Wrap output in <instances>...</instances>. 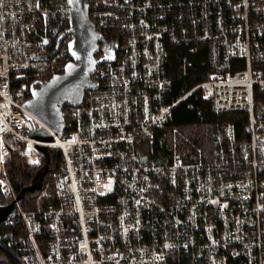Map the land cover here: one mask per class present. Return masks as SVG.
I'll return each instance as SVG.
<instances>
[{
	"label": "built area",
	"instance_id": "obj_1",
	"mask_svg": "<svg viewBox=\"0 0 264 264\" xmlns=\"http://www.w3.org/2000/svg\"><path fill=\"white\" fill-rule=\"evenodd\" d=\"M87 3L103 41L119 40L118 55L97 65L98 85L81 104L64 108L58 135L26 102L31 80L69 56L68 1L0 0L4 196L16 195L14 152L38 164V145L61 151L48 201L16 206L13 231H0V264H264V0ZM179 47H204L209 73L174 98L168 65ZM197 89L226 117L213 125L211 153L199 147L186 159L162 136ZM40 127L52 141L30 135Z\"/></svg>",
	"mask_w": 264,
	"mask_h": 264
},
{
	"label": "water",
	"instance_id": "obj_2",
	"mask_svg": "<svg viewBox=\"0 0 264 264\" xmlns=\"http://www.w3.org/2000/svg\"><path fill=\"white\" fill-rule=\"evenodd\" d=\"M71 10L70 31L74 37L69 41V59L62 72H54L46 81H40L36 86L30 85L31 96L26 104L31 113L49 124L56 134H63L65 117L63 110L69 105H79L83 102L85 90L97 87V82L92 78L98 64L104 61H115L116 54L111 56L96 57L100 50L103 37L94 27L89 16L87 0H67ZM61 35L54 51L57 50ZM116 42V51L118 47ZM53 51V52H54ZM30 135L45 141H52L53 136L45 128L31 130ZM44 153V163L39 167L32 181L21 188L11 201H0V223L13 224L17 213V202H20L27 192H34L45 188L44 177L49 170L50 153L46 145H38ZM9 213L4 215L3 213Z\"/></svg>",
	"mask_w": 264,
	"mask_h": 264
},
{
	"label": "trees",
	"instance_id": "obj_3",
	"mask_svg": "<svg viewBox=\"0 0 264 264\" xmlns=\"http://www.w3.org/2000/svg\"><path fill=\"white\" fill-rule=\"evenodd\" d=\"M206 49L202 47L194 54H188L185 48H176L173 50L171 59L169 60L168 72L175 79L173 83V97H181L185 91L189 90L196 84L200 83L208 76V66H207V57ZM187 53V54H186ZM186 54V55H185ZM187 56L188 62L191 63V67L187 65V74H183V56ZM69 56H67L63 65L68 61ZM64 68L59 69L57 72H62ZM50 74H44L43 77H37L31 80V83L36 82L35 85L38 86L40 81H44L50 78ZM231 116V114H227ZM226 117L222 114H216L210 109L209 99L203 97L201 90L197 89L192 94L188 95L183 99L176 107L173 109L171 114V119L166 123L164 131L166 135L170 134V131L175 130L176 126H182L189 123L202 122V127H206V133L196 132V134H191L188 143H186V149L181 152V154L186 159H190L191 155L194 154L197 148L202 147L208 149L209 153L212 150V129L213 125L217 119ZM240 126L238 125V129ZM158 142V141H157ZM168 136H166L165 147L169 151H172L171 148L167 145ZM159 143V142H158ZM188 149V151H187ZM186 151V153H185ZM60 149L58 147H50V170L54 169L61 160ZM188 152V153H187ZM44 163V157L39 161L38 164L30 163L26 156L23 155L20 151H16L13 154V157L7 165L8 178L13 184V187L16 194L21 190L22 187L29 184L37 169L41 167ZM45 188L44 190H36L34 192H27L24 198L19 202L20 206L23 208H34L38 205H42L48 201L47 194L42 195L43 192L51 191V183L46 173L44 177ZM42 195V196H41ZM11 201L12 198L5 197L0 189V201ZM16 222V217L13 220ZM8 225L5 222L0 223V231L3 230H12L14 229L15 223Z\"/></svg>",
	"mask_w": 264,
	"mask_h": 264
},
{
	"label": "rangeland",
	"instance_id": "obj_4",
	"mask_svg": "<svg viewBox=\"0 0 264 264\" xmlns=\"http://www.w3.org/2000/svg\"><path fill=\"white\" fill-rule=\"evenodd\" d=\"M198 131L199 132L204 131L206 133V127H202V122L189 123L182 126H176L175 130L170 131V134L167 135L168 136L167 145L169 148H171V150H176L181 153L183 150L186 149V143H188L187 141H189L191 134H196V132ZM165 140L166 137L164 135L162 136V141L164 142ZM17 206L21 207L20 203H18ZM0 260L6 261V257L2 253L0 254Z\"/></svg>",
	"mask_w": 264,
	"mask_h": 264
},
{
	"label": "flooded vegetation",
	"instance_id": "obj_5",
	"mask_svg": "<svg viewBox=\"0 0 264 264\" xmlns=\"http://www.w3.org/2000/svg\"><path fill=\"white\" fill-rule=\"evenodd\" d=\"M100 50L96 53V57L100 58V57H105V56H111L113 55V53L116 54V57L118 55V49H119V43H118V47L116 49V51H114V49L116 48V44L114 43H109L106 41H102L100 43ZM4 215H9V213H3Z\"/></svg>",
	"mask_w": 264,
	"mask_h": 264
},
{
	"label": "bare ground",
	"instance_id": "obj_6",
	"mask_svg": "<svg viewBox=\"0 0 264 264\" xmlns=\"http://www.w3.org/2000/svg\"><path fill=\"white\" fill-rule=\"evenodd\" d=\"M171 119V118H170ZM169 122V121H168ZM192 160V159H191ZM7 175H8V173H7ZM9 179V178H8ZM42 190H44V188L42 189ZM1 254V253H0Z\"/></svg>",
	"mask_w": 264,
	"mask_h": 264
}]
</instances>
